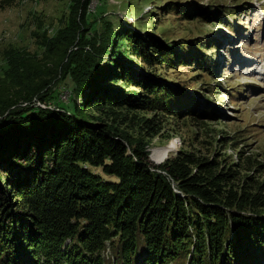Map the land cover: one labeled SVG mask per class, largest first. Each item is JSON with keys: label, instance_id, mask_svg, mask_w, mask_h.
I'll use <instances>...</instances> for the list:
<instances>
[{"label": "trees", "instance_id": "trees-1", "mask_svg": "<svg viewBox=\"0 0 264 264\" xmlns=\"http://www.w3.org/2000/svg\"><path fill=\"white\" fill-rule=\"evenodd\" d=\"M204 9L193 6L187 14L220 15ZM141 44L132 55L144 56L150 67L172 58L182 62L179 47L199 59V47L149 45L145 51ZM125 68H113L112 76L122 73L125 87L137 92L124 97L111 89L90 104L115 124L87 123L76 113L37 106L6 114L33 95L46 100L48 82L17 98L0 95V264H105L108 248L113 264H167L181 256L190 264H258L264 255V181L243 180L236 166L195 151L180 150L164 161L176 150L166 149L158 159L153 152L154 161L163 163L150 161L142 139L120 128L125 122L118 109L156 114L130 119L144 140L161 133L163 116H191L197 103L152 74ZM92 84L83 86L84 100L95 91Z\"/></svg>", "mask_w": 264, "mask_h": 264}, {"label": "rangeland", "instance_id": "rangeland-1", "mask_svg": "<svg viewBox=\"0 0 264 264\" xmlns=\"http://www.w3.org/2000/svg\"><path fill=\"white\" fill-rule=\"evenodd\" d=\"M193 6L219 10L220 15L191 16L187 12ZM108 39V47L103 49L102 42ZM138 41L145 51L149 45L160 49L180 44L199 47V59L179 47L176 56L181 54L182 62L172 58L168 64L159 61L150 67L144 56L132 55ZM262 65L264 0H0V95L17 98L44 82L49 85L42 92L50 89L46 100L33 95L19 100L6 114L37 106L76 113L87 123L115 124L90 105L97 97L112 94L111 89L124 97L137 92L135 86L125 87L122 73L112 76L113 68L126 67V71L130 67L140 74H152L197 103L191 116L162 115L161 133L144 140L130 119L156 114L118 109L119 119L125 122L120 128L136 141L142 139L155 164L180 150L195 151L236 166L243 180L264 181ZM87 81L93 82L95 91L84 100L82 88ZM189 103L182 99V106ZM166 149L176 150L156 163L153 152L158 159ZM92 169L106 180H117L101 168ZM10 199L6 195L8 204ZM182 255H187L186 250ZM102 256L105 264L115 262L110 248ZM258 261L255 263L264 264V255ZM167 264L190 263L181 256Z\"/></svg>", "mask_w": 264, "mask_h": 264}, {"label": "bare ground", "instance_id": "bare-ground-1", "mask_svg": "<svg viewBox=\"0 0 264 264\" xmlns=\"http://www.w3.org/2000/svg\"><path fill=\"white\" fill-rule=\"evenodd\" d=\"M255 69H258V67L257 68H255ZM264 69V65H262V69L261 70H263ZM262 72V71H261ZM156 163H160V162H156Z\"/></svg>", "mask_w": 264, "mask_h": 264}]
</instances>
